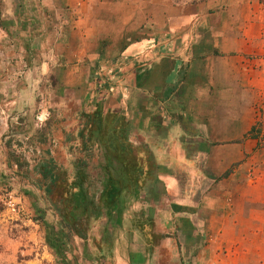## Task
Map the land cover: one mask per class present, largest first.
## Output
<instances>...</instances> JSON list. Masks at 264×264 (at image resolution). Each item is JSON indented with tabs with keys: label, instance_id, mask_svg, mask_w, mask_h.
<instances>
[{
	"label": "rangeland",
	"instance_id": "obj_1",
	"mask_svg": "<svg viewBox=\"0 0 264 264\" xmlns=\"http://www.w3.org/2000/svg\"><path fill=\"white\" fill-rule=\"evenodd\" d=\"M234 2L211 12L245 35L260 28L255 53L232 58L245 64L243 78L216 95L234 130L207 137L206 174L173 193L158 151L135 131L145 115L164 121L156 105L176 113L155 101V82L146 98L128 96L129 56L110 52L122 46L110 42L111 0H0V264H253L254 251L264 259L249 229L256 184L264 195V0ZM75 34L83 51L57 62L48 47L62 38L76 46ZM223 155L236 160L216 165ZM48 157L59 173L49 193L34 168Z\"/></svg>",
	"mask_w": 264,
	"mask_h": 264
},
{
	"label": "crops",
	"instance_id": "obj_2",
	"mask_svg": "<svg viewBox=\"0 0 264 264\" xmlns=\"http://www.w3.org/2000/svg\"><path fill=\"white\" fill-rule=\"evenodd\" d=\"M234 1L144 0L142 5L138 2L133 5L131 0H111L110 42L114 45L122 42V46H114L110 52L129 56L123 60L129 61V66L124 69V77L129 78L127 82L130 83L128 96L136 94L142 96L140 98H146L147 90L144 88L155 82L153 87L160 92L161 97L155 101L176 106L172 110L173 106L167 105L169 111L176 113L177 119H174L164 117L169 112L160 111L159 105L155 104V113L161 114L164 121L145 115L135 131L144 135L143 138L151 142L153 149L158 151L155 161H160L166 167L163 179L172 184L173 193L181 189L179 183L193 182L206 174L203 164L211 149L207 137L223 140L222 135L234 130L230 121L219 115L216 105L214 106L220 100L216 95L221 91L219 87L234 79L243 78L245 64L236 63L232 58L242 57L247 53L254 54L258 46L253 44L256 39L259 40L260 33V28L254 26L253 31L256 33L250 35L249 32L245 35L247 28L241 23L233 18L226 19L223 15L214 16L211 12L217 6H233ZM212 18H220L218 26L213 25L215 20L212 21ZM81 37H76L75 34L76 46L67 47L66 38H62L58 45L48 48L54 49L52 53L58 54L60 60L55 59L60 62L63 52L80 55L83 48L77 45ZM56 38L57 41L60 39ZM35 42L41 43L37 40ZM43 51L46 52V49ZM130 56L133 58L130 59ZM66 58L68 61L69 57ZM137 59L143 62L137 64ZM112 68L114 70L115 65ZM0 120L1 124L7 120L2 116V111ZM249 128L244 134H250L253 125ZM4 131L2 128L0 136ZM235 156H238V151ZM214 159L216 165L219 163L223 168L236 160L227 156H215ZM254 188L258 191L254 190L249 199L257 202L258 215L249 229L258 232L255 233L257 240L254 246L259 248V244L264 245V195L258 184ZM259 232H262L263 237H260ZM252 254L253 264H264L260 254L255 251Z\"/></svg>",
	"mask_w": 264,
	"mask_h": 264
},
{
	"label": "trees",
	"instance_id": "obj_3",
	"mask_svg": "<svg viewBox=\"0 0 264 264\" xmlns=\"http://www.w3.org/2000/svg\"><path fill=\"white\" fill-rule=\"evenodd\" d=\"M254 129V128H253ZM35 169H38L43 176L44 179H49L50 181L47 183V186L45 187L46 192L51 191V186L57 183L59 179V173L56 169V163L54 162L53 158L48 157L47 159H43L38 162L37 165L34 167ZM74 199H83L82 193L79 191L76 194L73 195Z\"/></svg>",
	"mask_w": 264,
	"mask_h": 264
}]
</instances>
